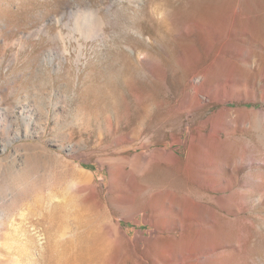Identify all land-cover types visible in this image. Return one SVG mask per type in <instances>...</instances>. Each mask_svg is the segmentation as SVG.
Segmentation results:
<instances>
[{
    "label": "rangeland",
    "instance_id": "374dc122",
    "mask_svg": "<svg viewBox=\"0 0 264 264\" xmlns=\"http://www.w3.org/2000/svg\"><path fill=\"white\" fill-rule=\"evenodd\" d=\"M195 74L231 101L188 121L177 108ZM220 106L247 111L228 161L264 156V0H0V264H58L74 217L102 205L113 237L151 264L181 235L157 239L147 221L159 163L186 176L196 126ZM215 158L203 144L192 170L223 197L219 226L195 219L231 231L210 264H264V162ZM200 242L172 261H203Z\"/></svg>",
    "mask_w": 264,
    "mask_h": 264
},
{
    "label": "bare ground",
    "instance_id": "6f19581e",
    "mask_svg": "<svg viewBox=\"0 0 264 264\" xmlns=\"http://www.w3.org/2000/svg\"><path fill=\"white\" fill-rule=\"evenodd\" d=\"M157 7L155 9H157ZM229 98H231V96L227 97L223 88H213L204 82V76L202 74H195L192 75L190 79L189 87L184 90V95L182 96L180 104H178L177 111L179 114L184 115L186 120L190 121L194 118V115L197 114V111H203L213 104L228 103L231 101ZM210 121L219 126L211 127L212 129L210 131L204 132L206 124ZM246 125H248V121L247 111L245 109L220 106L210 115L201 119L199 125L196 126L198 130L197 141L191 144L192 148L184 161L186 176L181 177L177 175V172H174L173 165L171 166L170 164L171 162L165 158L166 156L161 160L159 167L164 173V178L158 181L160 185H157V187L162 189L156 191L148 198L149 207L147 206V208H150V213L148 214L147 221L154 226L155 238L157 239L164 238L163 231L169 230L170 227H177V229H180L181 235H177L176 230H173L174 233L171 237L176 239V243H156L157 255L151 260V264H175L172 261L171 254L176 250L187 249L191 251L193 247H199L201 245V238L204 239L205 242L203 245L205 249L202 247L205 250L204 253H206L202 255L204 260H191L187 264H210L213 257L209 256V254L213 252L214 246H216L214 242L215 239L220 240L222 238L228 240L231 231L225 233L220 229L217 231L211 224L216 223L218 226L221 224L219 215L217 211L211 207V204L222 202L223 197L215 196L202 190V187L206 185V183L202 181L200 177H194L192 170L202 145L205 143L212 147L217 157L215 159L223 161L225 165L232 162V165L248 161H255L257 163L264 162V156L262 155H260L259 159H255L251 155H242L239 160L228 161L231 148L233 147V142L231 140L228 141V138L231 137L230 135H234L239 127L240 129H245ZM223 135H225V138H221ZM179 142H181L180 138H176L172 141V143ZM145 146L146 145H141L139 147L144 148ZM167 156L172 157L173 153L168 152ZM147 164L149 165L151 162L148 161ZM207 185L209 187L214 186L212 183ZM229 186L230 185L224 186V189ZM211 190L217 191L218 189L212 188ZM233 194L235 193L233 192L229 195L230 198ZM49 202H51V199ZM223 204V207H226L228 201L226 202V200H224ZM144 209L146 208H143V210ZM196 210L203 212L211 223L208 225L204 222V224L199 223V220L197 221L195 219L193 213ZM107 211L106 207L102 205L99 206L96 211H91V213L88 212L84 218L74 217L77 225L81 227L82 230L76 234L75 239L68 240L63 245L62 251L57 256L58 264H148L144 259L147 253L145 254L144 251L139 253L136 250V244L129 246L125 239L122 240L121 243L113 237L112 230L105 223ZM36 212L37 210L31 211V215L37 214ZM62 228H64V226ZM212 236H214L213 239L211 238ZM113 249H115L116 252L114 256H111ZM219 256L221 257L222 255L220 254Z\"/></svg>",
    "mask_w": 264,
    "mask_h": 264
}]
</instances>
